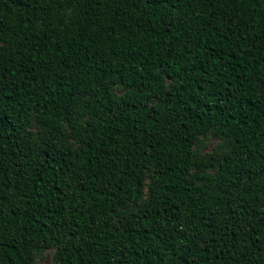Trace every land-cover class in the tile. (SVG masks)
Instances as JSON below:
<instances>
[{"label": "trees", "instance_id": "1", "mask_svg": "<svg viewBox=\"0 0 264 264\" xmlns=\"http://www.w3.org/2000/svg\"><path fill=\"white\" fill-rule=\"evenodd\" d=\"M48 255L264 264V0H0V264Z\"/></svg>", "mask_w": 264, "mask_h": 264}, {"label": "rangeland", "instance_id": "2", "mask_svg": "<svg viewBox=\"0 0 264 264\" xmlns=\"http://www.w3.org/2000/svg\"><path fill=\"white\" fill-rule=\"evenodd\" d=\"M214 142H210V147H209V149L211 148V145L213 144ZM41 264H51V258H50V256L48 255L43 261H42V263Z\"/></svg>", "mask_w": 264, "mask_h": 264}]
</instances>
